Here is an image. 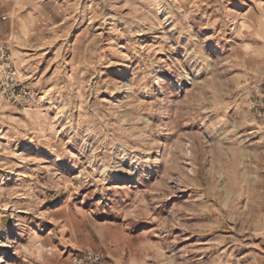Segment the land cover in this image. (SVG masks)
Here are the masks:
<instances>
[{"label": "rangeland", "instance_id": "1", "mask_svg": "<svg viewBox=\"0 0 264 264\" xmlns=\"http://www.w3.org/2000/svg\"><path fill=\"white\" fill-rule=\"evenodd\" d=\"M90 251L264 264V0H0V264Z\"/></svg>", "mask_w": 264, "mask_h": 264}, {"label": "built area", "instance_id": "2", "mask_svg": "<svg viewBox=\"0 0 264 264\" xmlns=\"http://www.w3.org/2000/svg\"><path fill=\"white\" fill-rule=\"evenodd\" d=\"M89 253H90L89 256L87 254V256H86V258L84 260H79V262L81 264H88V262L90 264H92V262L90 261L89 257L94 260L95 264H108L105 261V259H103V257L101 256L100 252L90 251ZM87 260H88V262H87Z\"/></svg>", "mask_w": 264, "mask_h": 264}]
</instances>
